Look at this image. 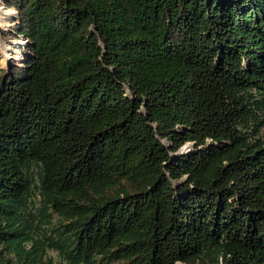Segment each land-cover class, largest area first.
<instances>
[{"label":"trees","instance_id":"obj_1","mask_svg":"<svg viewBox=\"0 0 264 264\" xmlns=\"http://www.w3.org/2000/svg\"><path fill=\"white\" fill-rule=\"evenodd\" d=\"M2 1L0 264H264V0Z\"/></svg>","mask_w":264,"mask_h":264},{"label":"rangeland","instance_id":"obj_2","mask_svg":"<svg viewBox=\"0 0 264 264\" xmlns=\"http://www.w3.org/2000/svg\"><path fill=\"white\" fill-rule=\"evenodd\" d=\"M0 3H3V1L0 0ZM4 5H5L4 3L3 5L0 4V42L5 41L4 43H6L9 46L8 53L10 54V58L7 60L8 62L6 64L4 65L0 64V70L4 69L7 66V64L10 62L16 63L18 65L21 64L22 55L26 53V50L24 48L25 47L24 38L22 36H14L11 33H9L8 28L10 24L16 21V18L11 19V14H8L7 18L5 19V17L3 16L4 14L3 12L9 11L10 8L5 7ZM4 57L5 56L3 55V51L0 49V60L3 59ZM188 144L189 143H185L183 147L181 145L179 149L185 150ZM41 261L42 264H66V262L62 260V258L54 250L49 248L45 249V251L43 252L41 256ZM111 264H120V263H111Z\"/></svg>","mask_w":264,"mask_h":264},{"label":"bare ground","instance_id":"obj_3","mask_svg":"<svg viewBox=\"0 0 264 264\" xmlns=\"http://www.w3.org/2000/svg\"><path fill=\"white\" fill-rule=\"evenodd\" d=\"M3 5V3H0ZM5 6V5H4ZM6 7V6H5ZM13 12L10 13L11 14V19L13 18V15L15 14V10L13 8H10ZM4 13V12H3ZM6 19V18H5ZM10 20V19H9ZM5 41H1L0 42V49L3 51V55L5 56L3 59L0 60V64L4 65L6 64L8 61V59L10 58V54L8 53V48L9 46L4 43ZM11 53V52H10ZM14 56V55H13Z\"/></svg>","mask_w":264,"mask_h":264},{"label":"water","instance_id":"obj_4","mask_svg":"<svg viewBox=\"0 0 264 264\" xmlns=\"http://www.w3.org/2000/svg\"><path fill=\"white\" fill-rule=\"evenodd\" d=\"M184 145H185V144H183L182 147H183ZM177 151L179 152V151H181V150L179 149V150H177Z\"/></svg>","mask_w":264,"mask_h":264}]
</instances>
